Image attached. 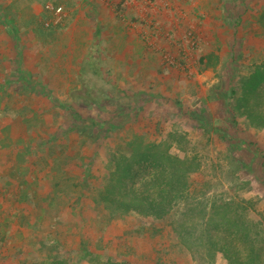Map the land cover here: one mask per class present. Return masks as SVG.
Segmentation results:
<instances>
[{"label": "rangeland", "instance_id": "374dc122", "mask_svg": "<svg viewBox=\"0 0 264 264\" xmlns=\"http://www.w3.org/2000/svg\"><path fill=\"white\" fill-rule=\"evenodd\" d=\"M165 1L0 0V264H228L211 240L246 232L264 263V0ZM169 4L191 74L155 43ZM141 152L179 181L160 217L122 203Z\"/></svg>", "mask_w": 264, "mask_h": 264}, {"label": "trees", "instance_id": "16d2710c", "mask_svg": "<svg viewBox=\"0 0 264 264\" xmlns=\"http://www.w3.org/2000/svg\"><path fill=\"white\" fill-rule=\"evenodd\" d=\"M264 81V75L256 69L247 80V89L250 93ZM151 149L155 146H151ZM139 159L150 163L152 167L157 170L151 173H144L136 182L132 181L128 193L125 194L123 204L126 209H131L138 214L153 215L155 217L163 216L177 193L180 192L179 181L177 176L169 177L175 170L167 169L165 165L161 164L164 160L163 156L147 152H141ZM168 161L174 159L167 158ZM176 161V160H175ZM253 241L248 232L244 233L243 239L239 243L211 240V247L222 254L228 264H264L258 259V255L254 254L252 246Z\"/></svg>", "mask_w": 264, "mask_h": 264}, {"label": "crops", "instance_id": "0c3cea01", "mask_svg": "<svg viewBox=\"0 0 264 264\" xmlns=\"http://www.w3.org/2000/svg\"><path fill=\"white\" fill-rule=\"evenodd\" d=\"M93 1L96 2V1H101V0H96V1L93 0ZM171 7H172L171 4H169L168 8L165 9V10L161 9V6H158L155 9H154V7H152V8L150 7L149 10L151 11L152 14H159L158 15V20L161 23L165 24V27H162V24L158 27V32H159V34L161 36L165 35L164 36L165 38H168L169 36H172L170 34V30H172L173 33L177 35V37H173V40L172 39H170V40H172V42H174V43H176L177 41L183 42L184 41V36H183V34H181L182 30L179 27V26L183 27V25H182L183 20L179 19V17L183 16V12L180 11V10L178 11V9L176 7H174V8H171ZM138 15H139L140 19H144L143 13L138 12ZM155 43L159 47L160 51L163 50V48H164V49H167V50H171L172 53L175 54V55H176V52L178 51V47L184 48L188 52L190 51L185 43H182L179 46H175V45L171 46L169 44H167L168 46H164V45H161V43L159 45L157 40H156V38H155ZM199 48H200V43H199L198 50H199ZM0 128L2 129V125L1 124H0ZM1 131L2 130H0V132ZM9 145H16V144L5 142L3 140V137L0 135V154L4 153L1 150L9 148ZM11 160H13V156L12 155H0V164L1 165H4V164L5 165H10ZM7 170H5V172H0V180H2V181L11 180L12 181L14 174L12 172H7ZM5 189H6L5 187L2 188V186L0 185V192L5 191ZM8 194H9V191L6 192L5 197L3 199H6L8 197ZM1 199H2V197H0V200Z\"/></svg>", "mask_w": 264, "mask_h": 264}, {"label": "built area", "instance_id": "2783aa9c", "mask_svg": "<svg viewBox=\"0 0 264 264\" xmlns=\"http://www.w3.org/2000/svg\"><path fill=\"white\" fill-rule=\"evenodd\" d=\"M56 12H59V9L56 10ZM156 26V25H155ZM158 31V27L155 28ZM184 41H177L176 43L168 42L167 44L171 46H179L182 43H185L186 46L189 48V52L185 50L184 48L178 47V51L176 52V55L172 53L171 50H167L163 48V51L161 53L163 54L164 61L172 67H178L184 70H187L189 74L192 73V66H193V53L198 50L199 43L197 38L194 36L193 32L191 30H186L183 32ZM168 39V38H167Z\"/></svg>", "mask_w": 264, "mask_h": 264}]
</instances>
